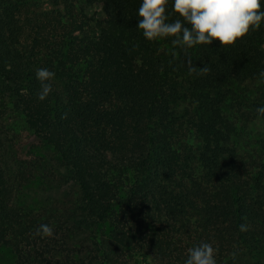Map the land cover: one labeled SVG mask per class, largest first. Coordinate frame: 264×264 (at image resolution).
<instances>
[{"label":"trees","instance_id":"16d2710c","mask_svg":"<svg viewBox=\"0 0 264 264\" xmlns=\"http://www.w3.org/2000/svg\"><path fill=\"white\" fill-rule=\"evenodd\" d=\"M48 1L0 0V122L49 148L76 186L88 264H138L142 252L185 264L205 242L217 264H264V145L243 161L223 110L254 83L255 112L264 106V24L232 46L182 50L143 37L142 0H83L102 7L92 23ZM186 57L210 71L190 72ZM40 68L56 74L43 101ZM34 227L0 169V247L19 264H53Z\"/></svg>","mask_w":264,"mask_h":264},{"label":"rangeland","instance_id":"374dc122","mask_svg":"<svg viewBox=\"0 0 264 264\" xmlns=\"http://www.w3.org/2000/svg\"><path fill=\"white\" fill-rule=\"evenodd\" d=\"M45 1L47 5L50 1ZM63 1V0H62ZM83 20L92 23L103 18L99 4L88 5L83 0H64ZM47 7V6H46ZM51 7V6H50ZM258 83L242 86L224 107V113L235 126L234 148L243 161H251L264 145V117L254 110V94ZM0 122V169L7 187L12 191V203L26 224L37 230L41 224L53 227L52 237H40L45 257L53 264L70 260L88 264L90 250L87 234L74 225L77 188L67 177L53 152L40 146L21 126ZM193 143L192 139L188 140ZM35 230V231H36ZM138 264H153L145 252ZM0 264H19L12 249L0 247Z\"/></svg>","mask_w":264,"mask_h":264},{"label":"clouds","instance_id":"9594fccd","mask_svg":"<svg viewBox=\"0 0 264 264\" xmlns=\"http://www.w3.org/2000/svg\"><path fill=\"white\" fill-rule=\"evenodd\" d=\"M137 28L147 41L172 38L171 43L179 49L188 50L200 45H211L218 41L222 48L234 45L250 31L264 24V0H142L138 9ZM189 71L207 74L206 66L196 68L190 57H186ZM55 72L48 68L36 71L41 83L38 99L43 101L52 92ZM264 80V71L259 73ZM256 112L264 117V106ZM246 232L247 226H239ZM36 234L52 237L53 227L41 224ZM216 250L210 243H201L188 249L185 264H217Z\"/></svg>","mask_w":264,"mask_h":264}]
</instances>
